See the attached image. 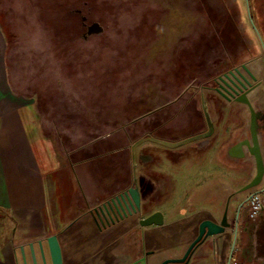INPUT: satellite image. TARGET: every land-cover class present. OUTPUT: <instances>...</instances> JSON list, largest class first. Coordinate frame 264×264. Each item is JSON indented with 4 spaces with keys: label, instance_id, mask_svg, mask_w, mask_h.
I'll use <instances>...</instances> for the list:
<instances>
[{
    "label": "rangeland",
    "instance_id": "rangeland-1",
    "mask_svg": "<svg viewBox=\"0 0 264 264\" xmlns=\"http://www.w3.org/2000/svg\"><path fill=\"white\" fill-rule=\"evenodd\" d=\"M80 1L83 0H0V29L7 47L9 72L18 69L20 77H31L39 107L50 102L53 108H63L65 112L57 120L66 123L68 133L77 121L78 137L84 143L98 138L100 157L94 160L101 171L113 174L120 167L131 169L130 145L145 135L131 133L128 128L132 129L145 110L165 105L149 121L151 129L160 125L159 136L173 137L170 118L181 105L188 106L189 113L183 116L192 126L204 128L203 92L214 124L222 123L223 132L211 138V149L203 160L194 158L179 171L172 161H165L164 170L171 179L180 171L196 175L212 171L213 176L217 175L213 180L223 189L219 193L224 204L254 173L252 156L247 154L245 160L235 161L224 154L219 159L217 154L218 149L225 150L226 144L248 135L249 110L243 103L202 90L200 85L206 81L204 77L216 76L241 63H247L257 80L262 81L264 0H85V5ZM93 22H98L102 30L86 35V27ZM188 77L189 81H185ZM248 96L256 109L264 108L262 84ZM218 116L223 119L220 121ZM112 138L117 141L111 142ZM128 138L129 145L119 150ZM262 143L264 159V138ZM92 147L85 149V157L93 154ZM114 148L116 152L111 151ZM108 151L105 154L111 162L104 164L101 159L107 156H101ZM203 161L204 167L196 164ZM136 171L146 183L147 175L138 164ZM199 180L182 179L178 186L190 184L194 190ZM221 183H228V187ZM262 185L264 177L253 189ZM249 191L252 189L234 197H244ZM232 199L228 204L230 218L235 205ZM223 208L224 205L207 212L206 218L218 221ZM244 210L241 220L249 221L252 230L251 224L264 215V208L255 219L248 217V209ZM170 222L159 225V229L165 233L180 229L179 216ZM238 232L234 245L237 263L263 264L252 256L249 231L243 235Z\"/></svg>",
    "mask_w": 264,
    "mask_h": 264
},
{
    "label": "crops",
    "instance_id": "crops-1",
    "mask_svg": "<svg viewBox=\"0 0 264 264\" xmlns=\"http://www.w3.org/2000/svg\"><path fill=\"white\" fill-rule=\"evenodd\" d=\"M6 50L0 29V264H52L46 238L53 234L61 248L62 264H134L147 250L152 251L147 256V264H160L165 258L181 256L196 236L198 224L206 218L207 212L225 206L227 200L222 203L219 192L223 189L213 180L217 175L213 176L212 171L198 172L199 175L180 171L171 179L165 173L164 162L172 161L179 171L193 163L194 158L203 160L211 149V138L219 137L223 132L222 123L217 126L215 122V134L211 137L179 147L162 148L163 145L149 141L139 145L138 166L145 171L152 185L143 196L142 211L100 227L90 210L130 184L132 166L127 170L120 167L114 174L109 170L101 171L94 160L100 157V140L96 138L84 143L78 137L77 121L68 133L66 123L57 120L65 112L62 107L53 108L50 102L39 107L36 90L31 88V77H20L18 69L9 72ZM164 108L163 105L150 112L145 110L142 114L146 115L139 119L156 116ZM188 111L181 105L172 112L173 137L154 136L177 141L203 131L206 125L204 128L192 126L188 117L183 116ZM218 118L221 121L223 116ZM159 128L157 125L153 129ZM115 141L116 138L111 139V142ZM234 141L226 144L224 151L218 149L219 159L222 154L228 156L227 149ZM130 142L128 138L119 150H125ZM89 147L93 154L87 153L85 157L84 151ZM105 153L109 154V151L102 154L101 157H107L101 160L108 164L111 160ZM129 158L131 164V154ZM200 163L204 167V161L196 164ZM191 177L200 179L194 190L190 184L178 186L182 179ZM221 184L228 187V183ZM234 204L235 208L236 202ZM154 211L163 214V225L179 216L180 229L165 233L159 229L161 224H139L140 217ZM231 215L234 217V209ZM228 230L207 238L196 248L189 264H210L206 258L210 252H215L218 260L224 256L234 238L232 229ZM247 231L248 228L243 227L238 235ZM182 232L184 237L180 238ZM38 241H41L45 262Z\"/></svg>",
    "mask_w": 264,
    "mask_h": 264
},
{
    "label": "water",
    "instance_id": "water-1",
    "mask_svg": "<svg viewBox=\"0 0 264 264\" xmlns=\"http://www.w3.org/2000/svg\"><path fill=\"white\" fill-rule=\"evenodd\" d=\"M102 30V27L98 22H93L91 25L86 27V35L92 33H98ZM264 49V47H263ZM216 85L212 87L219 95H221L227 101H237L243 103L247 106L249 110V124L247 126L248 135L244 138L236 141L227 149V155L233 158H244L246 154L252 156L254 162V173L250 179L238 188L232 194H238L246 190H253L261 184L264 177V159L262 153V131L261 124L259 121L264 118V109H256L249 99V93L254 90L260 84L264 86V77L262 81H258L257 77L253 74L251 69L247 66V63H241L240 66H234L231 69L218 75L215 81ZM201 106L204 115L206 128L205 130L198 132L196 134L187 136L185 138L179 139L177 141H169L155 137L153 135H145L136 139L130 145L131 154V166H132V184L125 190L119 192L115 196L105 200L101 204L90 210L92 217L95 222L101 223L105 226L120 219L126 218L129 215L135 214L140 209V192L137 184V147L144 142H152L159 145H163L169 148L179 147L183 144L189 142L198 141L202 139L209 138L214 133V118L208 109L207 102L204 98L203 92H201ZM143 114L142 116H145ZM142 116L138 117L141 118ZM262 189H254L251 193L255 191H261ZM250 193V194H251ZM248 195V197L250 196ZM228 197L221 218L219 221H213L209 218L202 219L198 224V230L196 236L190 241L186 247L184 253L179 257H168L163 259L160 264H188L190 258L196 248L201 245L207 238L215 236L217 234L224 233L226 229L233 227L234 238L232 242V248L235 243V236L237 232V221L239 219L240 207L244 201L239 202L236 207V211L231 220L228 214ZM163 214L160 211H154L151 214L139 219V224L142 226L151 224H162ZM48 243L49 253L52 264H62L61 261V248L55 234L50 235L46 238ZM40 245V250L42 254V260L45 262V257L43 254V248L41 246V241H38ZM31 252L33 253L32 244H29ZM151 250L145 251V253L139 257L134 264H147V256L151 254Z\"/></svg>",
    "mask_w": 264,
    "mask_h": 264
},
{
    "label": "flooded vegetation",
    "instance_id": "flooded-vegetation-1",
    "mask_svg": "<svg viewBox=\"0 0 264 264\" xmlns=\"http://www.w3.org/2000/svg\"><path fill=\"white\" fill-rule=\"evenodd\" d=\"M228 70V69H227ZM226 70V71H227ZM225 72V71H224ZM223 73V72H222ZM221 73V74H222ZM218 75H220V74H218ZM218 75H216V76H213V77H211L210 78V80L208 81V85H206V86H204V87H200L202 90H211V91H214L213 89H212V87H214L215 85H216V83H215V81H216V78L218 77ZM263 85V84H262ZM214 92H216V91H214ZM217 93V92H216ZM218 94V93H217ZM221 96V95H220ZM222 97V96H221ZM223 98V97H222ZM165 106V105H164ZM182 106H184V108H187L188 106L187 105H182ZM190 109V108H189ZM262 109H264V108H262ZM203 113V112H202ZM204 116V115H203ZM205 120V119H204ZM259 123L261 124V131H262V133H264V118L263 119H261V121H259ZM205 125H206V123H205ZM205 130V129H204ZM154 132H153V130L152 131H148V132H146L144 135H153L154 136ZM263 135V134H262ZM156 137V136H155ZM263 137V136H262ZM159 138V137H158ZM242 138H244V137H241V138H239L238 140H240V139H242ZM238 140H235L234 141V143L236 142V141H238ZM246 156H247V154H246ZM245 158L246 157H244V158H236L237 160H245ZM139 161H140V154H137V164L139 163ZM147 177V176H146ZM132 178H133V174H132V171H131V182H130V184L127 186V187H129L131 184H132ZM143 178L144 177H142L141 176V174H137V184H138V189H139V192H140V209H139V211L137 212V213H135V214H140L141 213V211H142V199H143V196L145 195V192L146 191H148V190H150L151 188H152V185L150 184V179H147V181H146V183H144V180H143ZM127 187H125V188H123V189H121V190H119V191H117V192H115V193H113L112 195H110L107 199H109V198H111V197H113V196H115L116 194H118L119 192H121V191H123V190H125ZM250 193H246L245 195H244V197L242 196V197H239V198H236V197H234V194L233 195H231L230 196V198H233L232 200L233 201H235L236 202V207L238 206V204H239V202H241V201H244L243 203H242V205H241V207H240V213H239V219H238V221H237V225H236V228H237V231H239L240 229H242L243 227H245L246 229L248 228V231H249V236H251V240H250V243H249V246H250V248H251V251H252V256L253 257H257V254H256V250H255V247H256V234L254 233V231H255V229H256V227H257V225H258V223L260 222V220H261V218L262 217H260V219H258L257 221H256V223H254V224H251L252 225V230H249V225H248V223H249V221L247 222H245V223H243L242 222V216H243V214H245V210H244V208H243V206H244V203L246 202V199L248 198V195H249ZM236 195V194H235ZM107 199H105V200H107ZM104 200V201H105ZM104 201H102V202H104ZM101 202V203H102ZM100 203V204H101ZM236 207L234 208V214H235V211H236ZM151 214V213H150ZM133 215V214H132ZM149 215V214H148ZM129 216H131V215H129ZM129 216H127V217H129ZM147 216V215H146ZM261 216V215H260ZM141 218H143V217H140L139 219H141ZM139 219H138V222H139ZM121 220V219H120ZM231 220H233V217L231 218ZM219 221V220H218ZM116 222H118V221H115L114 223H116ZM98 225H100V227H106V226H110V225H112V224H114V223H110V224H108V225H105V226H103V225H101V223H99V222H96ZM245 224V225H244ZM230 229H232V232H234V229H233V227H231ZM236 234H237V232H236ZM235 240H236V236H235ZM232 242H233V238L231 239V242H230V244H229V247H228V250L226 251V253L224 254V256H222L219 260H218V258L217 257H215V252H210V253H208L209 255H206V258L207 259H209V261L211 262L210 264H231V261L233 260V259H235V257H236V253H237V249L235 248V247H233L232 248ZM234 245H235V243H234ZM209 256V257H208ZM193 258V254H192V256H191V258H190V261H189V263L193 260L192 259ZM188 263V264H189ZM208 264V263H207Z\"/></svg>",
    "mask_w": 264,
    "mask_h": 264
},
{
    "label": "trees",
    "instance_id": "trees-1",
    "mask_svg": "<svg viewBox=\"0 0 264 264\" xmlns=\"http://www.w3.org/2000/svg\"><path fill=\"white\" fill-rule=\"evenodd\" d=\"M79 4L80 5H85L86 2H85V0H83V1H80ZM59 11H60V13L61 12L64 13L65 10H61L60 9ZM215 40H216V45L220 47L221 46V43L219 42L218 38L215 37ZM210 78L211 77H208V78L207 77H204L203 79L206 80V81H204L200 85V87H204V86L208 85L209 84L208 81L210 80ZM185 81H189V77ZM185 81H183V82L185 83ZM184 85H186V84H184ZM151 119H152L151 117H148V118H142V119H139V120L135 121L134 124L131 125L132 126V129H129L130 127L128 128L129 132L133 133V131H135V134H137L139 136H142L146 132L153 130V132L158 135V130L159 129L154 131L153 128L151 129L152 126H149L150 125L149 124V121ZM263 138H264V133H263ZM254 233L256 234L255 235L256 236V247H255V250L256 251L255 252L257 254V257L256 258L258 260H261L263 262V264H264V215L262 216L260 222L258 223V225H257Z\"/></svg>",
    "mask_w": 264,
    "mask_h": 264
},
{
    "label": "built area",
    "instance_id": "built-area-1",
    "mask_svg": "<svg viewBox=\"0 0 264 264\" xmlns=\"http://www.w3.org/2000/svg\"><path fill=\"white\" fill-rule=\"evenodd\" d=\"M243 208L248 209V217L250 219H255L264 208V190L251 193L246 199ZM231 264L238 263L236 259H233Z\"/></svg>",
    "mask_w": 264,
    "mask_h": 264
}]
</instances>
